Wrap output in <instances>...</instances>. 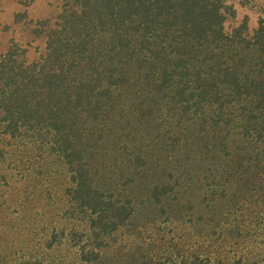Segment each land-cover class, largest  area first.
<instances>
[{
	"label": "rangeland",
	"instance_id": "1",
	"mask_svg": "<svg viewBox=\"0 0 264 264\" xmlns=\"http://www.w3.org/2000/svg\"><path fill=\"white\" fill-rule=\"evenodd\" d=\"M200 1L224 35L187 0H0V58L48 55L80 114L0 110V264H264V0Z\"/></svg>",
	"mask_w": 264,
	"mask_h": 264
},
{
	"label": "trees",
	"instance_id": "2",
	"mask_svg": "<svg viewBox=\"0 0 264 264\" xmlns=\"http://www.w3.org/2000/svg\"><path fill=\"white\" fill-rule=\"evenodd\" d=\"M161 1L163 2L161 3ZM175 1L176 0H140V3L147 4L149 10L152 9L153 4H156L154 12L156 15L160 16L163 13L172 14L173 7H175L173 6V2ZM187 6L190 10L189 13L195 15L201 22L209 21L213 16H218V26L221 29V34L224 35V33H226L224 23L226 16L223 14L220 7H213L208 10L209 4H202L200 0H187ZM261 23L256 34L252 35L254 38L259 39L260 36H264V17ZM46 59H48V55L44 56L45 61H47ZM45 61L40 60L32 63H25V61H23L18 65L16 54L13 52L0 58V110L6 114V118H8L12 124L18 127L21 125L25 126L26 123H30L33 118L34 120H38L40 117L46 115L48 119L55 122L54 125L57 126L58 134H61L63 131L68 135V132L65 130L68 128L67 124L69 120L72 118L76 120L80 116L76 110L79 97L74 90H72L73 86L65 87L64 77L67 73L63 67H59L60 73L54 76L52 82L47 79L43 70L40 69V71H38V67L41 64L42 66L46 64ZM95 75L94 71L90 69V72H86L85 79L93 78ZM40 80L44 81V93L39 91L44 87L38 85V81ZM72 83L76 88H80L76 79H73ZM78 83H81V81ZM86 96L90 97L89 91H87ZM45 102H48L47 106L43 107L42 104ZM33 111H36V113L33 114ZM19 122H21V124ZM76 171L79 176L77 185L82 189L85 183V170L80 166ZM92 183H94V181H92L90 185H92ZM100 200L101 199H98L95 202L96 205H93L94 207L92 208L96 209L98 206V210L103 214L107 207ZM101 217L103 220V216Z\"/></svg>",
	"mask_w": 264,
	"mask_h": 264
}]
</instances>
